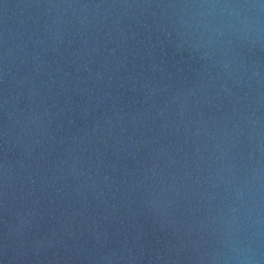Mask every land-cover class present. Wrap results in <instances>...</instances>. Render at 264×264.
I'll return each instance as SVG.
<instances>
[{
    "label": "water",
    "instance_id": "1",
    "mask_svg": "<svg viewBox=\"0 0 264 264\" xmlns=\"http://www.w3.org/2000/svg\"><path fill=\"white\" fill-rule=\"evenodd\" d=\"M0 264H264V0H0Z\"/></svg>",
    "mask_w": 264,
    "mask_h": 264
}]
</instances>
